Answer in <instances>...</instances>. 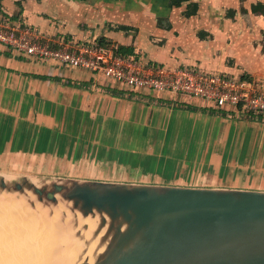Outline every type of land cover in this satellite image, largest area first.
Wrapping results in <instances>:
<instances>
[{
	"label": "crops",
	"instance_id": "1",
	"mask_svg": "<svg viewBox=\"0 0 264 264\" xmlns=\"http://www.w3.org/2000/svg\"><path fill=\"white\" fill-rule=\"evenodd\" d=\"M0 20L53 48L95 38L153 66L264 81V0H0ZM0 167L34 179L264 191L248 186L264 176V117L121 90L0 44Z\"/></svg>",
	"mask_w": 264,
	"mask_h": 264
},
{
	"label": "water",
	"instance_id": "2",
	"mask_svg": "<svg viewBox=\"0 0 264 264\" xmlns=\"http://www.w3.org/2000/svg\"><path fill=\"white\" fill-rule=\"evenodd\" d=\"M23 178L10 189L70 212L83 246L74 264H264V191Z\"/></svg>",
	"mask_w": 264,
	"mask_h": 264
},
{
	"label": "built area",
	"instance_id": "3",
	"mask_svg": "<svg viewBox=\"0 0 264 264\" xmlns=\"http://www.w3.org/2000/svg\"><path fill=\"white\" fill-rule=\"evenodd\" d=\"M24 24L0 20V44L38 61L89 71L118 89L152 94L169 93L197 99L213 109L236 108L238 113L264 117V81L233 79L193 68L153 66L142 57L121 55L95 38L60 42L57 48Z\"/></svg>",
	"mask_w": 264,
	"mask_h": 264
},
{
	"label": "bare ground",
	"instance_id": "4",
	"mask_svg": "<svg viewBox=\"0 0 264 264\" xmlns=\"http://www.w3.org/2000/svg\"><path fill=\"white\" fill-rule=\"evenodd\" d=\"M25 202L15 196L0 197V264L76 263L83 246L73 236L70 214L63 205L45 206L35 200L30 210ZM77 218L81 225L80 216ZM85 224L88 229L84 235L88 239L96 220L87 218Z\"/></svg>",
	"mask_w": 264,
	"mask_h": 264
},
{
	"label": "rangeland",
	"instance_id": "5",
	"mask_svg": "<svg viewBox=\"0 0 264 264\" xmlns=\"http://www.w3.org/2000/svg\"><path fill=\"white\" fill-rule=\"evenodd\" d=\"M256 176L255 174L250 175L249 176V180L251 181V179ZM264 176H259L257 178V180L254 182L255 184H249L248 186L250 188H257L258 187V182H262L260 185V189H264V181H263ZM30 179V178H29ZM8 185V189H1L0 188V197L3 195H8V196H15L17 199L19 198H24L26 200L25 205L28 209L33 210L32 206H31V202L36 200V197L34 195H32L29 191H25V187L24 188V192H19V191H14L12 189H10L11 186H13L14 184H20L23 185V183H25L27 180H25V178H23L22 175H20L19 173H15V172H7L4 171L1 167H0V181H3ZM30 182H32L34 185L41 187L44 185H49L48 181H44L41 179H30ZM30 196L33 198L31 199ZM37 202V201H36ZM65 209V208H64ZM68 213H70L67 209H65Z\"/></svg>",
	"mask_w": 264,
	"mask_h": 264
},
{
	"label": "trees",
	"instance_id": "6",
	"mask_svg": "<svg viewBox=\"0 0 264 264\" xmlns=\"http://www.w3.org/2000/svg\"><path fill=\"white\" fill-rule=\"evenodd\" d=\"M181 1V0H180ZM176 2H178V1H176Z\"/></svg>",
	"mask_w": 264,
	"mask_h": 264
}]
</instances>
